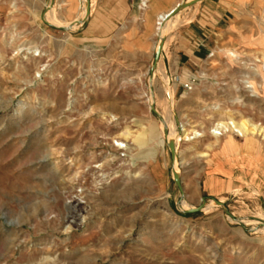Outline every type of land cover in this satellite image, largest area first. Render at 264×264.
<instances>
[{
	"label": "rangeland",
	"instance_id": "rangeland-1",
	"mask_svg": "<svg viewBox=\"0 0 264 264\" xmlns=\"http://www.w3.org/2000/svg\"><path fill=\"white\" fill-rule=\"evenodd\" d=\"M65 3L0 0V264H264L255 142L230 158L242 184L216 197L200 189L205 164L226 171L214 123L264 126V0H223L211 49L181 77L172 57L195 10L182 8L163 35L169 60L160 53L159 70L158 25L141 41L143 24H124L98 43L75 30L84 3L73 0L72 19ZM168 115L177 131L204 134L175 144L181 190ZM202 197L222 204L181 208Z\"/></svg>",
	"mask_w": 264,
	"mask_h": 264
},
{
	"label": "crops",
	"instance_id": "crops-1",
	"mask_svg": "<svg viewBox=\"0 0 264 264\" xmlns=\"http://www.w3.org/2000/svg\"><path fill=\"white\" fill-rule=\"evenodd\" d=\"M180 1L182 0H98L84 21L76 22L80 27H76L75 30L81 28V31L89 34L94 41L101 43L113 35L121 25L132 26V24L142 23L141 35L138 37L142 41L149 38L153 27L157 34L156 27L162 15L168 13ZM221 2L223 0H196L187 6L196 11L195 18L181 25L177 36V52L172 57V65L175 72L180 73V77L182 73L192 71V66L202 56H205V52L211 49L210 44L215 40L216 33L222 28V18L225 15ZM64 5L67 17L69 19L76 17L73 0H66ZM198 43L202 46H198ZM160 53L164 60H169L167 53L163 50ZM220 149V154L225 159L226 171L216 170L205 164L201 177L200 189L210 197H216L218 194L232 189L234 184L244 182L235 175L231 176V154L226 155L222 147ZM158 177L162 178L161 170H158ZM200 189L199 191H201Z\"/></svg>",
	"mask_w": 264,
	"mask_h": 264
},
{
	"label": "bare ground",
	"instance_id": "bare-ground-1",
	"mask_svg": "<svg viewBox=\"0 0 264 264\" xmlns=\"http://www.w3.org/2000/svg\"><path fill=\"white\" fill-rule=\"evenodd\" d=\"M86 1L87 0H81V2L84 3V9L80 15V18H83L85 15V11L87 9ZM88 2H89L88 7L91 9L90 6H91L92 2H91V0H88ZM185 7H187V6H181L180 9L177 10L176 12H174L173 14H167L166 13L167 16H165L166 14L162 15V18L158 24V32L160 33L159 38H162L163 35H165L166 31H168L170 28L172 29V27H174V25L182 22V21L181 22L178 21L179 13H177V12L181 11L182 8H185ZM46 14H45V17H46ZM48 16L50 17L49 19H52V12L51 11H49ZM57 25H59V24H57ZM69 25H76V23L69 22ZM67 27L71 28L70 26H67ZM158 42H159V39L156 43V46H157ZM164 43H165V41H163L162 47L165 45ZM153 64L156 68L158 67V69L160 70V67H159L160 64L158 63L157 60ZM258 72L260 73V76L264 77V71H262V68H260L258 70ZM259 73H258V75H259ZM170 96H171L170 97L171 100H169V101H171V104H170L171 105L170 109H171L172 103H173V91L170 92ZM150 97H151V100H153V96H150ZM166 120H167V121H165L166 123L162 126L164 133H165L166 142L172 141L174 149H175V144L177 145L181 140H190L191 135H193L194 133L196 135L195 138H197L198 136L204 135L203 133H200L198 130L190 129V128H186V127H184L183 133L179 132L175 128L174 120L170 119L169 115L167 116ZM167 126H169L171 128L170 131L166 130ZM212 127L213 128H211V134L216 137L217 141H220L222 143L221 147H222L224 154H226V155L231 154V157L235 153H238L241 155H244V154L246 155V153H248V149L250 147H252L251 144H253L255 142V148H254L255 155H254V157L258 158L261 162H262V160L264 161V142H263L264 141V126L262 124L254 123L248 118H245L243 120H235L233 117H229V120L219 121L217 123H214ZM224 128L227 129L226 131H229L230 128H233V131L227 135H224L223 134L224 132L222 130ZM235 132H239V135L241 134V136L244 137L245 143L242 147H240L238 145V143L235 142V139H234V135H235L234 133ZM257 134L263 135V138H261V140H259V138H257ZM221 136L226 137V138L224 140H222ZM195 138H193V139H195ZM172 160L174 161V165L172 168L174 171L178 172L179 171V165H178L179 160H178V155H177L176 149H175L174 155L172 157ZM218 201H220V200H218ZM207 202L208 201H205L202 204L201 208H203L205 206L203 208V210L213 209L216 206H218V204H220L219 202H217L214 199L209 201L208 203ZM191 206H193V205L190 202H188L187 199H184L182 204H181V208H184V209L189 208ZM262 224H263V226H262V228H260V230L264 231V223H262Z\"/></svg>",
	"mask_w": 264,
	"mask_h": 264
},
{
	"label": "water",
	"instance_id": "water-1",
	"mask_svg": "<svg viewBox=\"0 0 264 264\" xmlns=\"http://www.w3.org/2000/svg\"><path fill=\"white\" fill-rule=\"evenodd\" d=\"M196 2V0H185L184 2L180 1V3L176 4V6H174L173 8H171L167 14H173L174 12H176L177 10L180 9L181 6H189L191 5L192 3ZM88 0L86 1V12H85V15L83 18H81L78 22H82L84 21V19L87 17V15L89 14V11H90V8L88 7ZM167 14L165 16H167ZM65 29H68L67 27L65 26H61ZM163 41H164V38H159V42L154 50V60H153V63L156 62V60L158 59L159 55H160V51H161V48H162V45H163ZM166 146L167 148L170 150V153H171V159L174 155V152H175V149H174V146H173V142L172 141H168L166 143ZM172 179L174 180V182H176L177 186L179 187V189L181 190L182 189V185H181V181L179 180V175L176 171L173 170L172 168ZM217 202H219L220 204H222V202L218 201L217 199H215ZM205 202V198L202 197V201L200 204H198L197 206H191L189 208H186V209H183V211H194V210H199L201 209L202 207V204Z\"/></svg>",
	"mask_w": 264,
	"mask_h": 264
}]
</instances>
